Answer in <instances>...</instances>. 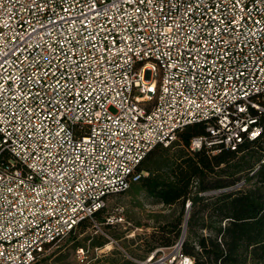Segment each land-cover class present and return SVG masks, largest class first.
Instances as JSON below:
<instances>
[{"label":"built area","instance_id":"1","mask_svg":"<svg viewBox=\"0 0 264 264\" xmlns=\"http://www.w3.org/2000/svg\"><path fill=\"white\" fill-rule=\"evenodd\" d=\"M252 110L264 0H0V264H38L84 219L97 233L108 198L188 125L207 132L192 151L257 139Z\"/></svg>","mask_w":264,"mask_h":264},{"label":"trees","instance_id":"2","mask_svg":"<svg viewBox=\"0 0 264 264\" xmlns=\"http://www.w3.org/2000/svg\"><path fill=\"white\" fill-rule=\"evenodd\" d=\"M252 115H258L256 124L262 133L255 140L244 137L236 150L224 146H219L217 154L212 153L217 147L190 150L194 137L207 134L205 124L199 122L181 129L169 147H154L140 163L141 178L131 186L141 183L150 196L181 207L174 223L160 224L151 233L146 241L148 253L179 243L185 230L178 254L189 256L191 264H241L249 258L264 261V148L260 146L264 113L252 110ZM176 145L184 150L164 158L162 154ZM243 171L245 184L256 178L252 188L228 189L240 181ZM187 201H191L190 216L184 219ZM101 212L94 219L99 225L107 224L106 218L99 221ZM88 224L95 227L93 220L84 219L77 229Z\"/></svg>","mask_w":264,"mask_h":264},{"label":"rangeland","instance_id":"3","mask_svg":"<svg viewBox=\"0 0 264 264\" xmlns=\"http://www.w3.org/2000/svg\"><path fill=\"white\" fill-rule=\"evenodd\" d=\"M260 146L264 148V140ZM183 150L182 146L176 145L170 152L162 155L164 158L174 157ZM239 175L240 181L228 189L252 188L256 178L245 184L246 171ZM186 204L184 219L190 216L191 206L187 208ZM180 210V205H165L150 196L141 183H135L126 192L111 195L107 206L100 213L99 221L104 222L105 217L111 215L117 218L114 223H103L97 233V228L89 224L77 229L57 246H52L38 264H80L76 258V250L81 246L89 249L90 264H142L155 252L151 264H182L183 258L178 254L180 249L176 247L178 242L172 247H160L149 253L146 246V241L157 226L174 223ZM108 243L112 244V250L104 249ZM241 264H264V261L257 262L249 258Z\"/></svg>","mask_w":264,"mask_h":264},{"label":"bare ground","instance_id":"4","mask_svg":"<svg viewBox=\"0 0 264 264\" xmlns=\"http://www.w3.org/2000/svg\"><path fill=\"white\" fill-rule=\"evenodd\" d=\"M104 249H106V250H112V244L111 243L106 244V246L104 247ZM186 263L187 264H191L192 263V259L188 258Z\"/></svg>","mask_w":264,"mask_h":264},{"label":"water","instance_id":"5","mask_svg":"<svg viewBox=\"0 0 264 264\" xmlns=\"http://www.w3.org/2000/svg\"><path fill=\"white\" fill-rule=\"evenodd\" d=\"M185 235H186V232H185V230H184V231H183V235H182V239H181V241L178 243V246H179V247L181 246V244H182V242H183V240H184V238H185ZM142 264H148V263L143 262Z\"/></svg>","mask_w":264,"mask_h":264},{"label":"crops","instance_id":"6","mask_svg":"<svg viewBox=\"0 0 264 264\" xmlns=\"http://www.w3.org/2000/svg\"><path fill=\"white\" fill-rule=\"evenodd\" d=\"M112 249H113V246H112Z\"/></svg>","mask_w":264,"mask_h":264}]
</instances>
